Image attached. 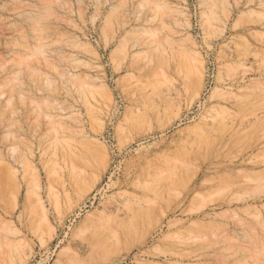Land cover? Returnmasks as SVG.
Returning <instances> with one entry per match:
<instances>
[{"label":"rangeland","instance_id":"1","mask_svg":"<svg viewBox=\"0 0 264 264\" xmlns=\"http://www.w3.org/2000/svg\"><path fill=\"white\" fill-rule=\"evenodd\" d=\"M0 264H264V0H0Z\"/></svg>","mask_w":264,"mask_h":264},{"label":"built area","instance_id":"2","mask_svg":"<svg viewBox=\"0 0 264 264\" xmlns=\"http://www.w3.org/2000/svg\"><path fill=\"white\" fill-rule=\"evenodd\" d=\"M102 189H104L103 187H102ZM102 189H100L98 192H96L94 195H93V197L90 199V201H89V205H92L93 203H94V201L96 200V196H98L99 195V193H101V190Z\"/></svg>","mask_w":264,"mask_h":264},{"label":"bare ground","instance_id":"3","mask_svg":"<svg viewBox=\"0 0 264 264\" xmlns=\"http://www.w3.org/2000/svg\"><path fill=\"white\" fill-rule=\"evenodd\" d=\"M131 110H129V112H130Z\"/></svg>","mask_w":264,"mask_h":264}]
</instances>
